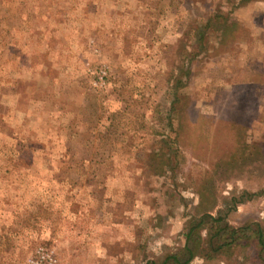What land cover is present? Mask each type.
I'll use <instances>...</instances> for the list:
<instances>
[{"label": "rangeland", "instance_id": "obj_1", "mask_svg": "<svg viewBox=\"0 0 264 264\" xmlns=\"http://www.w3.org/2000/svg\"><path fill=\"white\" fill-rule=\"evenodd\" d=\"M239 1L0 0V264L184 261L206 214L264 227V0ZM240 242L189 264H264Z\"/></svg>", "mask_w": 264, "mask_h": 264}, {"label": "trees", "instance_id": "obj_2", "mask_svg": "<svg viewBox=\"0 0 264 264\" xmlns=\"http://www.w3.org/2000/svg\"><path fill=\"white\" fill-rule=\"evenodd\" d=\"M249 2L251 0H240L239 4H242L244 2ZM215 17H220V19H223V22H219L220 25V29L221 31H223V27H225L226 29L231 28L230 23H235L237 24V27L235 29L234 32V36L233 38L236 39L237 38V34H240L243 30H244V26L237 22V21H233L231 22L229 18H225L222 17L220 15H215ZM215 17H208L206 19V23L205 26H209L212 22V20ZM230 38H232L230 36ZM228 40V38H226ZM186 66H190V63H188V65H183V67ZM185 76L188 77V80L190 79V76L192 75V67H187L186 69L181 71ZM183 81H179L178 83H176V85L173 87L174 90H176L177 88L183 87L186 84L183 85L182 83ZM188 83V82H186ZM175 100H177V98L175 97ZM237 152L235 153H230V155L228 156V158L225 160L226 162H229L230 160H234L236 157ZM207 218L213 220V225L211 226L212 229H214L213 235L211 237V239L208 241V250H199V251H205L208 253V255L211 257L216 253H226L230 250V248L232 247V245L237 244L238 245L241 243L240 241L242 239H248L249 237H252L255 240V243H257L258 248L264 252V227H262L260 224L255 225V227H253L252 225H245L243 227H234V226H230L228 224H219L218 222L222 220V217L215 218L214 216L210 215V214H206L205 215ZM201 225H191L190 228L188 229L187 233H186V245L183 248L182 252H186L187 258L183 261L180 260L178 255H169L167 256L162 262H150L151 264H189L190 261L192 259H194L197 255H198V248H200V246L202 245V242H205V239L202 237L203 234L199 233L201 232ZM250 236V234H252ZM213 237L215 238V240H213ZM216 240H218V242L214 243Z\"/></svg>", "mask_w": 264, "mask_h": 264}]
</instances>
